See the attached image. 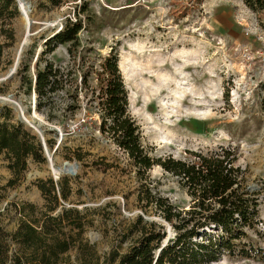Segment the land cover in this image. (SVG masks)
<instances>
[{
    "label": "rangeland",
    "instance_id": "obj_1",
    "mask_svg": "<svg viewBox=\"0 0 264 264\" xmlns=\"http://www.w3.org/2000/svg\"><path fill=\"white\" fill-rule=\"evenodd\" d=\"M36 20L58 18L55 26L81 14L85 28L78 33V46L59 44L46 59L62 68L99 66L114 49L128 91L129 112L140 126L142 143L151 156L187 159V151L204 153L230 148L244 170V184L256 193L259 202L258 232H249V242L260 248L257 257L238 259L231 264H264V107L261 101L264 80V0H67L59 6L48 0H29ZM16 1L0 0V75L9 70L21 38L22 15ZM26 52L13 78L0 83V95L20 102L28 126H40L45 141H54L51 162L28 160V167L15 186H6L12 177L8 161L0 154V225L7 231L17 228L22 203L35 205L37 215L50 202L38 182L52 178L69 186L67 199L51 213L71 210L70 217L82 218L84 229L75 246L65 254L72 264H110L112 253H123L139 233L125 236L139 216L145 222L169 224L151 207L138 200L145 180L137 176L126 154L95 127L91 93L80 83L78 108L68 111L71 97L61 92L52 110H36V95L21 88L20 69L29 60L34 75L38 55L46 41L44 32ZM36 60V61H35ZM45 60V59H44ZM39 66L42 68L45 61ZM89 84L96 86L94 75ZM227 94L229 99H226ZM19 113L13 105L0 102ZM66 109V110H65ZM42 140V138H41ZM47 144V143H46ZM48 146V145H47ZM78 155L83 159L79 160ZM77 164L75 174L54 170ZM53 168H52V165ZM65 164H67L65 166ZM153 191L168 197L178 208L187 209L190 197L176 177L155 165L148 171ZM79 212V215L76 212ZM64 220L65 230L74 234ZM90 249L84 251L82 243ZM90 250V251H89ZM224 262H228L224 259Z\"/></svg>",
    "mask_w": 264,
    "mask_h": 264
},
{
    "label": "trees",
    "instance_id": "obj_2",
    "mask_svg": "<svg viewBox=\"0 0 264 264\" xmlns=\"http://www.w3.org/2000/svg\"><path fill=\"white\" fill-rule=\"evenodd\" d=\"M48 1L59 6L67 0ZM86 10L85 6L80 8L76 19H68L58 34L46 39L34 75L30 73V66L35 46L19 75L26 94L36 95L38 111L52 110L55 97L61 92L71 97L66 109L74 111L79 107V84L87 88L98 116L95 127L126 154L137 176L145 180L138 192L139 202L145 210L154 209L171 227L173 233L169 235L165 225L145 222L139 216L125 235L137 232L139 236L127 251L112 253L110 264H231L238 259L256 258L261 249L247 239L249 232L259 231V202L256 193L244 184V170L238 165L234 150L223 147L207 153L189 150L187 159L151 156L142 143L140 126L129 112L128 91L119 68V55L114 49L98 67H83L80 83L76 77L77 68L66 70L45 58L59 44L70 43L69 51L73 53L78 46V33L85 28L80 15ZM42 60L45 64L41 68ZM92 75L96 86L89 84ZM260 86L264 107V80ZM226 99H229L228 94ZM13 120V110L3 107L0 111V154L5 155L7 167L12 172L6 186L17 185L29 159L47 162L41 138L21 120ZM46 143L53 149L54 141L48 139ZM77 157L83 159L81 155ZM155 165L177 178L191 199L187 209L178 208L168 197L153 191L148 171ZM57 186L59 183L52 178L38 182L51 204L47 211L38 216L35 205L22 203L15 208L23 215L16 229L7 231L0 225V264H72L65 254L75 246L84 222L80 216L70 217L71 210L57 216L51 214L60 204V198L67 199L69 195L67 184ZM64 220L76 230L74 234L65 230ZM81 245L88 252L90 245L86 242Z\"/></svg>",
    "mask_w": 264,
    "mask_h": 264
},
{
    "label": "bare ground",
    "instance_id": "obj_3",
    "mask_svg": "<svg viewBox=\"0 0 264 264\" xmlns=\"http://www.w3.org/2000/svg\"><path fill=\"white\" fill-rule=\"evenodd\" d=\"M22 6V28H21V38L19 39V42L15 48V55H14V59L13 62L9 68V70H7V72L3 75H0V83L5 82L8 80V78H6V75L11 72L13 73V76H15V74L18 72V69L21 65V62L26 54V52L28 51V48L30 47V45L32 44V42L34 41V39L39 36L42 32H35L34 30L36 29V27L39 26V21L41 20H36L34 18L33 15V7L34 5L29 2V1H24L21 3ZM46 23L45 24L44 29H48L51 28L52 26H56L58 23V18L55 20H51L48 23V20L45 19L44 20ZM38 25V26H37ZM13 78V77H12ZM0 102L2 103H6L9 105H13L15 108H20L22 109V106L20 104L19 101H17L13 95H0Z\"/></svg>",
    "mask_w": 264,
    "mask_h": 264
},
{
    "label": "water",
    "instance_id": "obj_4",
    "mask_svg": "<svg viewBox=\"0 0 264 264\" xmlns=\"http://www.w3.org/2000/svg\"><path fill=\"white\" fill-rule=\"evenodd\" d=\"M18 5H19V10H20V13H22V6H21V3L24 2L25 0H16ZM26 1H29V0H26ZM31 2V1H29ZM45 20V19H44ZM44 20H41L39 21V26L36 27V29L34 30L35 32H41V31H45L47 30V32L44 34L45 38L48 39V38H51V37H54L56 34H58L61 30H62V27L59 26L58 28H56L55 26H52L51 28H46L43 30V28L45 27L43 23H46ZM50 21H48L49 23ZM36 61V60H35ZM13 76V73L9 72L7 75H6V78L8 79H11ZM10 96H12V94H10ZM15 108V107H14ZM18 113H19V117L18 119L21 120L22 122H24L25 124H28V120L27 118L25 117L24 115V112L23 110H21V107L20 108H15ZM31 127L35 128L41 135V138H42V145H43V148H44V153L48 156L49 158V161L51 162V157H52V153H50L49 149H48V146L46 144V141L44 139V137L42 136V128L40 126H34V125H30ZM52 165V164H51ZM67 164H65L66 166ZM78 165L75 163L74 165H70L69 167H65V168H61V167H57L55 168L54 170H58L60 172H69L71 174H75L76 173V169H77ZM52 168H53V165H52Z\"/></svg>",
    "mask_w": 264,
    "mask_h": 264
}]
</instances>
